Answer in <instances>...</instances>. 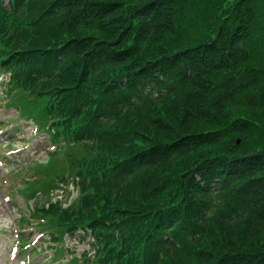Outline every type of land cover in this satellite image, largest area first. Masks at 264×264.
I'll list each match as a JSON object with an SVG mask.
<instances>
[{
	"label": "trees",
	"instance_id": "obj_1",
	"mask_svg": "<svg viewBox=\"0 0 264 264\" xmlns=\"http://www.w3.org/2000/svg\"><path fill=\"white\" fill-rule=\"evenodd\" d=\"M0 71L55 145L21 224L57 258L264 264V0H0Z\"/></svg>",
	"mask_w": 264,
	"mask_h": 264
},
{
	"label": "rangeland",
	"instance_id": "obj_2",
	"mask_svg": "<svg viewBox=\"0 0 264 264\" xmlns=\"http://www.w3.org/2000/svg\"><path fill=\"white\" fill-rule=\"evenodd\" d=\"M6 77L0 73V98L7 94V86L3 84ZM17 116V112L9 108L5 102L0 99V264H22L25 261L26 264H53L52 263V249L48 248L49 241L44 244L39 243L45 250L43 253H37L34 255H28V248L22 247L19 242V226L23 227L20 222L21 215L28 216L30 211L28 206H25V202L22 193L19 188L26 185V180L23 177L28 171L20 169V167L29 161L28 166H32L33 169H37L38 165H43L48 161L47 150H51L50 141L46 134H35V127L31 121L28 120H13ZM10 119L8 122L7 120ZM19 135L15 137L11 146L7 144L12 137V134ZM83 150L80 148L73 150V156H82ZM65 158L66 155H60ZM20 158L18 162L17 159ZM64 163V161H63ZM36 174H29L27 180H35ZM39 180V179H37ZM32 189L29 188L28 192L23 195L25 200H28ZM22 195H21V194ZM64 198H68L67 204L78 194L76 189L70 186L67 191H60ZM34 200H30L29 203H33ZM30 226H26L24 229L29 231ZM40 234L38 232L33 233V240L35 244ZM41 237H39L40 239ZM66 247H71L75 250L76 255L80 256L84 249L88 248V240L81 241L78 236L73 238L68 237L65 243ZM70 256V253L66 254L65 260Z\"/></svg>",
	"mask_w": 264,
	"mask_h": 264
}]
</instances>
